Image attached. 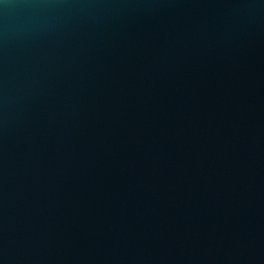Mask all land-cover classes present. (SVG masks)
I'll use <instances>...</instances> for the list:
<instances>
[{
  "label": "water",
  "instance_id": "95a60500",
  "mask_svg": "<svg viewBox=\"0 0 264 264\" xmlns=\"http://www.w3.org/2000/svg\"><path fill=\"white\" fill-rule=\"evenodd\" d=\"M0 264H264V0H0Z\"/></svg>",
  "mask_w": 264,
  "mask_h": 264
}]
</instances>
